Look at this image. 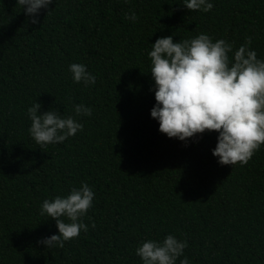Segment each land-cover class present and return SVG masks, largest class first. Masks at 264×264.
<instances>
[{
  "label": "trees",
  "instance_id": "trees-1",
  "mask_svg": "<svg viewBox=\"0 0 264 264\" xmlns=\"http://www.w3.org/2000/svg\"><path fill=\"white\" fill-rule=\"evenodd\" d=\"M209 2L203 12L185 0H53L31 24L16 0H0V264H142L136 249L168 235L188 245L176 264H264V145L246 165L221 166L217 133L179 141L150 116L157 38L204 33L234 52L251 37L264 60V0ZM73 63L95 84L74 82ZM34 102L83 129L37 145ZM77 104L92 115L77 116ZM84 183L95 193L80 221L88 231L63 248L38 243L58 234L43 201Z\"/></svg>",
  "mask_w": 264,
  "mask_h": 264
},
{
  "label": "clouds",
  "instance_id": "clouds-1",
  "mask_svg": "<svg viewBox=\"0 0 264 264\" xmlns=\"http://www.w3.org/2000/svg\"><path fill=\"white\" fill-rule=\"evenodd\" d=\"M24 8L31 24L39 23L41 9H48L53 0H16ZM191 11L209 12V0H185ZM125 19L135 22V12ZM251 37L233 52V45L225 39L201 33L195 38L173 41V37L157 38L148 56L150 74L154 81L155 104L151 118L158 121V131L168 138L187 141L205 132H215L216 146L212 155L221 166L246 165L254 153L264 145V60L249 48ZM232 53V56H229ZM76 83L95 84L96 77L86 66H69ZM152 91V89H149ZM41 104L34 102L27 109L31 120L29 133L40 146L63 143L83 129L73 116L63 117L55 110L38 114ZM77 116H91L92 109L82 104L74 106ZM95 193L84 183L73 187L66 197L44 200L40 215L55 220L58 234L39 240L46 248H63L66 241L87 232L88 225L80 222L92 207ZM67 218L68 222H65ZM95 228V224H92ZM168 235L162 242L147 240L136 249L142 264H176L187 247ZM180 264H189L185 257Z\"/></svg>",
  "mask_w": 264,
  "mask_h": 264
}]
</instances>
